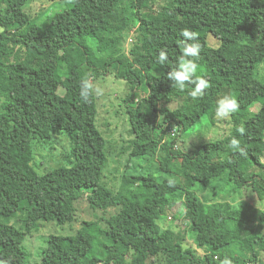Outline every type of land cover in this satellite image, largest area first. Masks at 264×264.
I'll return each instance as SVG.
<instances>
[{
    "label": "trees",
    "instance_id": "obj_1",
    "mask_svg": "<svg viewBox=\"0 0 264 264\" xmlns=\"http://www.w3.org/2000/svg\"><path fill=\"white\" fill-rule=\"evenodd\" d=\"M31 1L0 0V254L8 249L30 264L25 238L43 222H73L86 195L94 211H117L83 220L72 235L50 234L33 264H222L225 258L264 264V80L258 76L264 0H170L157 9L155 0H62L65 8L46 25L25 10ZM122 5L135 9V38L128 54L104 62L101 52H120L131 26L130 14L124 23L119 13ZM184 29L196 34L193 41L181 35ZM210 34L218 46L209 45ZM194 42L199 55L184 59L209 82L196 100L188 95L194 86L181 91L168 79L184 45ZM161 50L168 54L163 66ZM113 65L130 89L124 98L130 159L156 157L169 176L127 170L117 189L102 182L109 160L97 95L92 86L85 102L80 92L82 81L92 85ZM226 96L239 104L228 134L191 151L178 148L197 126L216 123ZM174 100L180 105L171 106ZM57 133L70 138L65 164L40 173L34 141L52 142ZM233 137L239 149L230 146ZM209 189L211 195L199 193ZM238 194L243 198L236 201ZM180 203L195 245L163 225H172L177 216L168 220L170 213ZM18 214L23 225L9 221Z\"/></svg>",
    "mask_w": 264,
    "mask_h": 264
},
{
    "label": "rangeland",
    "instance_id": "obj_2",
    "mask_svg": "<svg viewBox=\"0 0 264 264\" xmlns=\"http://www.w3.org/2000/svg\"><path fill=\"white\" fill-rule=\"evenodd\" d=\"M155 9L161 7L162 4L170 0H155ZM65 8L62 0H33L30 4L25 6V10L30 14L33 21L40 25L48 24L53 15ZM125 12V16H121L125 19L126 14H130L131 26H125L128 31L121 36V40L118 46L122 48L119 50L101 52L100 56H103L104 62L106 59L111 57H116L119 53L128 54L129 48L135 38L136 27L134 22L135 9H128L126 5L119 7V13ZM119 13H116L118 16ZM124 23H119L118 25H124ZM115 29V27H114ZM264 33V31H263ZM209 45L216 47L220 44V41L212 34L209 35L208 39ZM264 38L259 43L261 52H264ZM104 62L102 65H104ZM115 65V64H114ZM114 65L106 75L99 79H93L92 86L97 95V106H98V116L97 125L101 130L103 136L107 140V151H108V165L104 170V175L102 177V182H107L108 187L111 189H117L121 185L122 174L127 170L129 174L139 173L145 171H154L156 175L162 176L169 173L166 171H161L157 168L158 159L153 156H148V158H134L133 160L129 157V145L128 141L133 138L131 132L130 121L125 110L124 98L130 92V89L124 79H119L116 77V72L114 70ZM259 77L264 80V62L259 66ZM59 91L63 93L64 88L61 86ZM144 94V92H141ZM1 102V100H0ZM171 106L180 105V100H174L170 103ZM260 108L259 102H254L251 105L252 111H257ZM231 115L227 119H218L216 117V123L211 125L210 122L202 124L200 127L194 128V132H191L189 136L185 137V140L178 142L177 147L184 151H191L197 145L207 142L209 140H215L217 138L224 137L231 129ZM115 146L116 154L112 152L111 148ZM71 149L70 138L67 133H57L54 135L52 142H45L41 140L34 141V152H35V164L37 165V170L42 173L51 170L57 166L65 164L64 155H66ZM124 152H121V150ZM131 161V163H130ZM264 161V160H263ZM129 162V165H128ZM255 171H259V167L252 168ZM264 173V170H263ZM130 182L128 183V187ZM131 186V185H130ZM133 186V184H132ZM212 190L209 189L206 192H199L202 196L211 195ZM236 201L243 198V195H236ZM251 202L257 203L254 199H250ZM77 212L75 215V220L71 223L65 225H58L56 222H43L41 228L35 231L32 235L27 236L24 241V245L28 248L31 253L30 264L35 261L40 260L39 255L42 248L47 245L45 242L46 238L50 234H62V235H72L76 233L79 227L82 225L83 220H97L100 216H108L110 213L117 211V208L112 207L107 212L101 210L94 211L90 208L87 196L85 195L79 199L76 203ZM184 211V206L180 203L171 211L169 219L171 220L174 215L172 225L171 222L163 223L166 227H173L176 231L183 233L186 236L187 245H195L193 239L190 237L189 223L187 218L180 212ZM23 215L18 214L11 218L9 221L18 225H23L21 221ZM103 224V222H102ZM203 253L202 250H199ZM165 262L161 260L159 264H164ZM0 264H24L22 261V256L14 253L8 249L3 250L0 254Z\"/></svg>",
    "mask_w": 264,
    "mask_h": 264
},
{
    "label": "clouds",
    "instance_id": "obj_3",
    "mask_svg": "<svg viewBox=\"0 0 264 264\" xmlns=\"http://www.w3.org/2000/svg\"><path fill=\"white\" fill-rule=\"evenodd\" d=\"M181 35L185 38L186 41H193L195 39V33L189 29H184L181 32ZM201 46L198 42L186 43L182 50V59L176 68H173L171 72L168 73V79L173 82V87H176L178 90L183 91L188 86L191 87L188 95L196 100L197 98H202L204 96V90L209 87V82L201 77L196 75L197 65L191 61L184 58L187 57H196L200 53ZM168 61V54L165 50H161L158 55V63L163 66ZM82 90L80 95L85 97V102L88 101L89 96L92 91V85L89 81H82ZM239 108V104L234 97L226 96L218 102L215 116L218 119H227L233 113H235ZM237 131L242 135L245 132L243 127L237 129ZM230 146L233 149H239L240 144L239 140L233 137L230 141ZM222 264H232V261L228 258H225L222 261Z\"/></svg>",
    "mask_w": 264,
    "mask_h": 264
}]
</instances>
